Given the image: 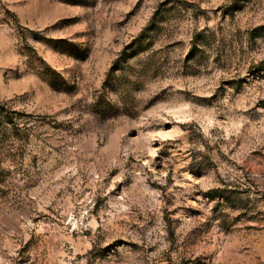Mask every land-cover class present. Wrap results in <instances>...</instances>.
I'll return each instance as SVG.
<instances>
[{
	"label": "rangeland",
	"instance_id": "rangeland-1",
	"mask_svg": "<svg viewBox=\"0 0 264 264\" xmlns=\"http://www.w3.org/2000/svg\"><path fill=\"white\" fill-rule=\"evenodd\" d=\"M239 3L0 0V264H264V0Z\"/></svg>",
	"mask_w": 264,
	"mask_h": 264
},
{
	"label": "trees",
	"instance_id": "trees-1",
	"mask_svg": "<svg viewBox=\"0 0 264 264\" xmlns=\"http://www.w3.org/2000/svg\"><path fill=\"white\" fill-rule=\"evenodd\" d=\"M240 7V3H239V0H230V7L229 9H235V8H238ZM118 63V60L116 61L115 65H117ZM114 65V69L116 68ZM264 70V59H262L259 64H258V71H263Z\"/></svg>",
	"mask_w": 264,
	"mask_h": 264
}]
</instances>
